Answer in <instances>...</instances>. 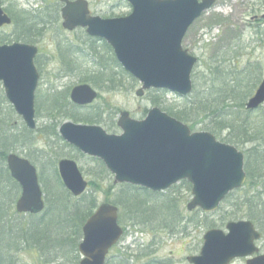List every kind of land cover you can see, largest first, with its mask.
I'll return each instance as SVG.
<instances>
[{
    "label": "water",
    "instance_id": "obj_1",
    "mask_svg": "<svg viewBox=\"0 0 264 264\" xmlns=\"http://www.w3.org/2000/svg\"><path fill=\"white\" fill-rule=\"evenodd\" d=\"M62 25L69 31L85 28L90 37L106 40L115 57L141 86L137 97L150 89H165L180 97L192 94V71L198 57L189 54L182 42L191 25L213 7L217 0H127L132 12L125 17L92 15L88 0H58ZM11 16L0 4V27L11 24ZM38 48L14 42L0 45V83L5 96L22 116L27 127L36 126L35 98L40 73L34 62ZM246 102L257 110L264 104V80ZM71 101L81 106L93 104L99 95L90 84H78L71 90ZM119 134L107 132L101 125L65 121L60 135L83 154L100 158L115 176L114 183H127L164 192L180 181L192 184L190 211L216 212L228 195L244 187L247 180L245 154L224 143L209 131H192L159 107L150 109L140 120L121 110ZM8 168L21 185L16 209L37 214L45 208L38 169L29 159L11 153ZM66 189L75 197L85 193L88 181L77 162L64 158L58 164ZM82 226L79 245L80 264H106L110 250L124 234L119 224V208L101 203ZM223 229H209L199 255H191L192 264H230L247 257L246 264H264V253L257 254L262 238L255 223L246 219L227 223Z\"/></svg>",
    "mask_w": 264,
    "mask_h": 264
},
{
    "label": "rangeland",
    "instance_id": "obj_2",
    "mask_svg": "<svg viewBox=\"0 0 264 264\" xmlns=\"http://www.w3.org/2000/svg\"><path fill=\"white\" fill-rule=\"evenodd\" d=\"M0 2L3 9L12 18L13 13L10 7L16 10H26L33 17L40 16V19L42 18L47 22L40 36L36 35V39L30 42L37 46L40 51L35 58L37 69L41 74L40 85L35 93L34 103L37 126L33 135L35 141L30 146L31 150L28 147L22 148L19 145H14L12 151H9L8 154L15 152L32 160L29 156L30 151L34 154L33 157H38V150L41 153V151L47 152L58 147L60 152L66 154V156H60V159L71 155L77 156V159L74 160L80 165L88 181L98 178L95 175L98 170L92 157L80 155L73 151L72 148L65 147L56 136L52 137L50 134V136L44 137L42 128L45 125L51 126L55 124L52 122L53 118L47 114L46 110L52 106L50 103L53 98H61V104L65 105L70 100V90L74 86L83 83L82 80L85 77H90L91 72L95 71L97 62L102 61L101 59L103 61L107 60L111 65L110 69L115 73L117 72L118 78L122 80L123 85L118 86L114 90H100L90 83L95 89L97 88L100 91L101 97L97 99L94 105L83 110L75 111L72 107H68L66 109L67 114L94 117L99 115L100 108H104V118L108 119L110 117L109 122L114 121L116 128H110L105 122L97 124H100L111 133H119L121 129L118 128L116 121L120 110L130 111L135 119L140 120V118L146 117L149 110L154 106L164 110L166 106L181 107L185 104L186 97H180L173 92L165 94L167 100L161 98L162 92L156 93V90H150L145 96L137 97L136 91L141 83L139 80L134 82L135 84L131 82L132 79L128 77V73L122 69V66L115 59L113 49H107L105 40L94 38V41L87 35L85 29H77L72 32L63 29L61 2L59 3L57 0H0ZM88 2L92 14L100 17H125V15L132 12V6L127 0H88ZM254 17L256 18L254 19ZM55 20L57 21L52 22ZM15 29L16 25L14 22L0 28V44L13 43V37L16 34ZM182 45L184 49L188 50L189 54L198 57V62L191 75L194 89L196 87L199 92H203L206 89L207 76H212V83L223 84V81L220 80L213 81L215 76L213 74L214 68L216 65H220V71L225 73L226 81L230 85H233L232 80L234 78L237 80L241 89L240 96L244 98L245 96H252L260 81L264 79V0H217V3L210 10L205 11L191 25ZM91 46L95 49V53H99L102 57L101 59L95 53H92ZM67 58L71 60L73 58L74 65L79 69L77 73L70 74L67 72V67L70 66L69 68L71 69L75 67L71 64L67 66L66 62L69 63ZM209 68L212 69V75ZM257 77L259 81L256 82ZM3 92L4 88L0 84V113L6 114L10 113L9 111L14 107L8 100L1 101ZM203 94L195 97L200 98ZM155 97L161 98L158 99L159 103L161 102L160 105H156L154 100H152ZM189 98L193 99V97ZM262 106L264 107V104ZM12 117L9 127L16 133H22L25 129L23 126V123H25L24 119L16 111ZM65 120L74 121L69 117L57 119L56 121L59 122L57 123L59 125L57 127L58 130ZM196 130L202 131L199 128H196ZM50 143L51 147H53L51 149L49 147ZM43 161H45V158H43ZM43 161L41 160L40 163L32 160L33 164L36 165V169H38L42 190H44L46 196V184L52 190L51 188L55 181L50 177V171L46 168L43 169L41 166ZM4 167L7 168V162L0 160V170ZM113 181L114 176L109 173L102 183L103 188L93 190L90 187L86 194H92L96 198L98 205L102 202L112 203L119 200L121 195H124L125 188L122 184L114 185ZM109 186L113 188L107 192ZM154 193L152 195L153 206L163 207L165 201H176L171 202L173 204V212L167 216L171 222L175 223L176 220L174 234H171L167 230L168 228L161 227L158 223L156 224L155 221L154 223H144L133 227L129 224L131 223L129 216L125 214L124 222L120 223L122 226L128 223L126 226L127 231H125L121 241L111 250L108 257L110 264H115L117 262L116 259L120 260L129 257H131L130 262L134 261L133 263L135 264H147L148 262L192 264L187 257L199 255L204 243V235L209 229L220 228L226 232V225L230 220L237 221L241 219L232 217L233 207L231 203L223 204L217 212L208 214L201 209L188 210L187 203L191 201L193 194H191V187L189 188L187 184L184 185L182 182L164 192ZM166 203L170 204V202ZM163 218H165L163 215L156 216L158 221ZM179 221L182 222L179 223ZM169 224L172 225V223ZM68 235L65 238L68 242H71L72 234L69 233ZM76 239V249L75 247L72 249L70 244L66 245L67 248L65 250L61 248L60 253L54 256L55 260L47 264H79L82 256L78 252V245L81 243L82 237ZM258 244L260 253L263 254L264 236ZM23 255L25 262L34 259V256ZM122 255L124 257H121ZM246 261V257L235 258L230 264H246Z\"/></svg>",
    "mask_w": 264,
    "mask_h": 264
},
{
    "label": "trees",
    "instance_id": "obj_3",
    "mask_svg": "<svg viewBox=\"0 0 264 264\" xmlns=\"http://www.w3.org/2000/svg\"><path fill=\"white\" fill-rule=\"evenodd\" d=\"M10 10L13 13L12 19L16 25V34L13 37L14 42L23 41L30 43L36 39V35L40 36L44 26L47 24L44 19H40V16L33 17L30 12L28 13L23 9L16 10L10 7ZM105 45L108 50L112 49L107 42ZM90 48L92 53H95V49L92 46ZM95 55L99 56V59L102 58L98 52ZM62 57L64 56L62 55ZM73 58L72 60L67 58L69 63L66 62L67 66L69 64L73 67L75 66L73 69L69 68L70 66L67 67V72L70 74L79 71L78 67L74 65ZM101 60L97 62L95 71L91 72V76L85 77L82 82L92 83L100 90H114L118 86L123 85L122 80L118 78L117 72L115 73L110 69L111 65L107 60ZM209 71L212 75L211 68H209ZM213 74L215 75L213 81L220 80L223 81V84H214V82L212 83V76H207L206 89L203 92H199L195 87L192 94L186 97L184 105L181 107L166 106L164 110H167L176 119L188 124L191 130L194 131L196 128L202 131L207 130L215 135L217 139L244 151L245 170L248 175L247 183L244 187L229 194L223 204L231 203L233 207L232 217L248 219L255 223L261 232L264 233V107L261 106L253 114L245 106L246 101L251 96H245V98L240 96L241 89L237 80L234 78L232 80L233 85H230L226 81L225 73L220 71V65L215 66ZM128 77L132 79L131 82H137L129 73ZM257 81H259L258 77L256 78ZM155 92H162L161 98L167 100L165 98L167 91L156 90ZM201 94L203 95L200 98L195 97ZM189 97H193V99ZM161 98L155 97L152 100H154L156 105H160L161 102L159 103L158 99ZM3 100H7L4 92L1 101ZM61 101V98L54 97L50 103L52 106L46 109L47 114L53 118L52 122L55 124L51 126L45 125L42 128V134L44 137L50 136V134L52 137L56 136L65 147L72 148L73 151L80 155L83 154L74 146L64 143L61 136H59L57 128L59 126L57 123L59 122L56 121L57 119L69 117L75 122L92 124L105 122L110 128H116L114 121L109 122L110 117L108 119L104 118V108H100L97 116L83 117L78 114H67L66 109L72 107L75 111L83 110L92 105L84 108L77 106L70 100L65 105L61 104ZM9 112L6 114L0 113V160L2 161L8 160V152L12 151L14 145L30 148L35 141L34 131L26 127L25 123H23L25 129L22 133H16L9 127L12 116L15 113L14 108ZM51 146L50 143V149L53 148ZM61 153L58 147L47 152L41 151V153L38 150V157L42 161L45 158L44 163L42 162V165H40L43 169L46 168L50 171V177L55 181L52 185V190L46 184L47 195L44 199L46 200V207L41 214L25 215L17 212L15 203L22 193L21 185L17 180L13 179L8 166L0 170V264H47L54 261V256L60 253L61 248L65 250L67 248L66 245L70 244L72 249L73 247L77 248L76 238L83 237L82 226L95 211L98 204L92 194L84 193L79 197H74L65 188L57 168L60 156H66V154ZM29 156L34 162L38 161L41 163L38 157H33L34 154L31 151ZM71 157L77 159V156L71 155ZM92 159L96 163L95 166L98 171L95 175L98 178L89 181V188L99 190L103 188L102 183L109 175V170L101 159ZM182 184H187L189 188L192 187L187 180L183 181ZM122 185L125 188L124 195L122 194L119 200L113 202L120 208L119 218L121 223L124 222V215L127 214L131 221L129 224L133 227L144 223H154L155 221L156 224L158 223L159 226L168 228L167 230L174 234L176 220L175 223L171 222L167 216L173 212V204L171 202H176L175 200L165 201L163 207L153 206L152 195L155 193L153 194L152 191L144 187L141 188L126 183H122ZM112 188V186H109L107 192ZM166 202H170V204ZM161 215L165 218L158 221L156 216ZM169 223H172V225L174 223L173 227ZM127 224L124 226L125 231H127ZM69 233L72 234L71 242H68L65 238ZM23 254L34 256V259L25 262ZM121 257H124V255ZM116 260L115 264H135L133 263L134 261L130 262L131 257ZM106 262V264H110L108 259ZM151 264L158 263L152 262Z\"/></svg>",
    "mask_w": 264,
    "mask_h": 264
},
{
    "label": "flooded vegetation",
    "instance_id": "obj_4",
    "mask_svg": "<svg viewBox=\"0 0 264 264\" xmlns=\"http://www.w3.org/2000/svg\"><path fill=\"white\" fill-rule=\"evenodd\" d=\"M256 17H254V19H255ZM64 143H68V142H65V141H63ZM69 144V143H68ZM70 145V144H69ZM69 158H71V159H73L74 160V158H72L71 156L69 157ZM77 162V161H76ZM58 168V167H57ZM59 169V168H58ZM60 174V173H59Z\"/></svg>",
    "mask_w": 264,
    "mask_h": 264
},
{
    "label": "bare ground",
    "instance_id": "obj_5",
    "mask_svg": "<svg viewBox=\"0 0 264 264\" xmlns=\"http://www.w3.org/2000/svg\"><path fill=\"white\" fill-rule=\"evenodd\" d=\"M7 162V161H6Z\"/></svg>",
    "mask_w": 264,
    "mask_h": 264
}]
</instances>
